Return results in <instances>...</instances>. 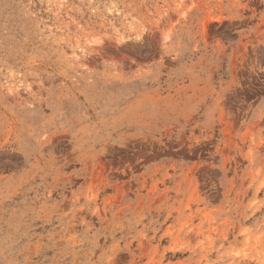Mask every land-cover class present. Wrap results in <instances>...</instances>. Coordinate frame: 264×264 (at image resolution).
Here are the masks:
<instances>
[{"label": "rangeland", "instance_id": "374dc122", "mask_svg": "<svg viewBox=\"0 0 264 264\" xmlns=\"http://www.w3.org/2000/svg\"><path fill=\"white\" fill-rule=\"evenodd\" d=\"M0 264H264V0H0Z\"/></svg>", "mask_w": 264, "mask_h": 264}]
</instances>
